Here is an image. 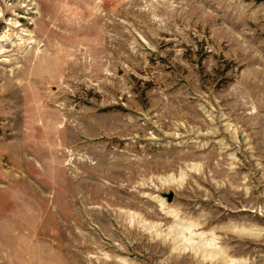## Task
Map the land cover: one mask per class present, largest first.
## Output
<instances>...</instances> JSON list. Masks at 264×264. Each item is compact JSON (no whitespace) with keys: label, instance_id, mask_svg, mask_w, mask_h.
<instances>
[{"label":"rangeland","instance_id":"rangeland-1","mask_svg":"<svg viewBox=\"0 0 264 264\" xmlns=\"http://www.w3.org/2000/svg\"><path fill=\"white\" fill-rule=\"evenodd\" d=\"M95 257L264 264V0H0V264Z\"/></svg>","mask_w":264,"mask_h":264},{"label":"bare ground","instance_id":"bare-ground-1","mask_svg":"<svg viewBox=\"0 0 264 264\" xmlns=\"http://www.w3.org/2000/svg\"><path fill=\"white\" fill-rule=\"evenodd\" d=\"M79 245V248L82 250V249H85V250H89V249H91V246H87L86 244H85V242H83L82 244H78ZM82 253V252H81ZM79 260V259H78ZM89 260V262H92V261H97V263L96 264H107V263H109L108 261H104V260H102V259H100V258H98V257H95L93 260H91V259H88ZM112 262V261H111Z\"/></svg>","mask_w":264,"mask_h":264}]
</instances>
